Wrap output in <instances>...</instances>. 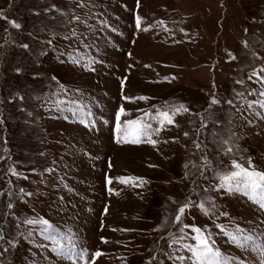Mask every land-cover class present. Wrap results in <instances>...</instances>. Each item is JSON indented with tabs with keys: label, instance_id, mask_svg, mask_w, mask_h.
<instances>
[{
	"label": "rangeland",
	"instance_id": "374dc122",
	"mask_svg": "<svg viewBox=\"0 0 264 264\" xmlns=\"http://www.w3.org/2000/svg\"><path fill=\"white\" fill-rule=\"evenodd\" d=\"M262 70L264 0H0V264H264Z\"/></svg>",
	"mask_w": 264,
	"mask_h": 264
},
{
	"label": "snow or ice",
	"instance_id": "6c2138e0",
	"mask_svg": "<svg viewBox=\"0 0 264 264\" xmlns=\"http://www.w3.org/2000/svg\"><path fill=\"white\" fill-rule=\"evenodd\" d=\"M14 26L17 28L20 27L19 24H14ZM137 27L138 28L140 27L139 17H137ZM254 75L257 74L254 73ZM53 79H55V77H53ZM262 82H264V78H262ZM260 95H264V92L260 93ZM125 99H129V98L125 97ZM139 99H144V97H139ZM211 103L216 104L218 103V101L213 99ZM228 103L231 104L232 101L229 100ZM181 109L187 111V109L183 108V105H181L180 108L176 109V111L178 112ZM123 111H124L123 108H121L117 112L116 118L118 121ZM159 116L162 117L161 120L162 125L165 121L169 124L173 122L168 112H161L159 113ZM127 125H128L127 127L120 129V131L124 132L125 142L140 143L141 142L140 137L149 136V130L151 129V125L138 123L137 121H128ZM156 131L159 130L157 129ZM128 136L132 137L130 141L127 140ZM146 142L151 143L153 145H155L156 143V141L152 140L150 137ZM225 143H227V141H225ZM227 151L231 152L232 149L228 148ZM231 163H232V170L225 172L219 177V179L221 180V187H225L229 191H233V190L243 191L246 195L249 196V198L253 201V203L257 204L261 209H264V172L256 170L252 166V162L250 158L248 160L247 167L238 163L236 160H233ZM119 179H121L122 182H126L125 178H119ZM108 182L111 183V181ZM21 191H23V189H21ZM187 206L188 205H185L184 207ZM8 207L11 208L12 205L9 204ZM200 207L203 209V205H200ZM179 211L183 212L184 208L179 209ZM176 219L177 220L180 219L179 215L177 216ZM25 222L29 224L41 223L43 225H48V221L46 220L43 221L27 220ZM49 227L51 226L49 225ZM47 230H48L47 228L44 229V231ZM193 230L196 233V235L193 237L196 243L194 246H191L190 250L195 256L197 264H221L219 250L213 248V246L209 243V239L201 233V230L199 228H194ZM48 238L54 239V237L51 234H49ZM2 239H3V235L2 233H0V240ZM232 239L233 241L246 245L252 239V237L233 236ZM186 247L189 246L186 245ZM56 248L58 251L61 252V254H67L69 258H71L72 249L75 248V244L72 243L71 240H69L67 244H63V245H61L59 241H56ZM101 254L102 253L97 251L94 255L98 257ZM180 259H183V257H180Z\"/></svg>",
	"mask_w": 264,
	"mask_h": 264
}]
</instances>
